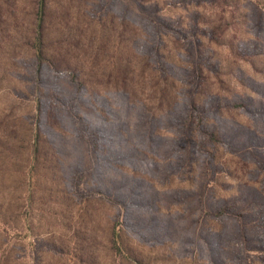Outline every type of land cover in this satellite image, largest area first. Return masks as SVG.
<instances>
[{
	"label": "rangeland",
	"instance_id": "obj_1",
	"mask_svg": "<svg viewBox=\"0 0 264 264\" xmlns=\"http://www.w3.org/2000/svg\"><path fill=\"white\" fill-rule=\"evenodd\" d=\"M212 1L46 0L39 74L0 0V264H264V0Z\"/></svg>",
	"mask_w": 264,
	"mask_h": 264
},
{
	"label": "trees",
	"instance_id": "obj_2",
	"mask_svg": "<svg viewBox=\"0 0 264 264\" xmlns=\"http://www.w3.org/2000/svg\"><path fill=\"white\" fill-rule=\"evenodd\" d=\"M212 2H216L217 4H221V5H225V6L228 5V4H229V6H232V4H233V3H230L229 0H213ZM46 7H47L46 6V0H39V2H38V18H39V20H38V25H37V29H36V36H35V43H34L35 57H36V60H37V63H38L37 72L39 74H41V72H42L44 67L51 68L52 67V63H53L51 57L45 51L44 38H43V34H44V31H43V16L45 15ZM144 12L145 11L142 10V13H144ZM224 19H225V17L223 15V18L220 21H222ZM71 82L74 84V86L77 87L78 91L79 90L83 91L84 84H82L80 81H77L76 79L74 81H71ZM58 100L60 101L61 99L58 98ZM73 101L74 100H70L69 101V105H67V107H64L66 109V111L68 112V114H69V116H70V118L72 120L80 118V115L77 112V104L73 103ZM66 103H67V101H66ZM237 107L240 108V109L243 108L245 111L250 112V108L246 107L244 104H240V106L238 105ZM78 124L83 125L84 122H83V124L78 122ZM82 134L85 135V133L83 132V129H82ZM209 134H210V137L212 139L215 137V133L214 132L213 133H209ZM94 147H95V145H94ZM35 152L37 153V149H36ZM226 210H230V209H226ZM263 218L264 217H259L260 220H263Z\"/></svg>",
	"mask_w": 264,
	"mask_h": 264
}]
</instances>
